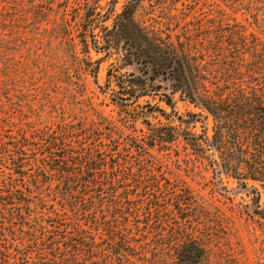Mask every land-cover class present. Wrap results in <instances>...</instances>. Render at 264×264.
<instances>
[{
    "label": "trees",
    "instance_id": "trees-1",
    "mask_svg": "<svg viewBox=\"0 0 264 264\" xmlns=\"http://www.w3.org/2000/svg\"><path fill=\"white\" fill-rule=\"evenodd\" d=\"M27 1L24 9L18 0H0V26L9 16L8 29L17 25L23 11L35 16V1ZM134 9L135 0L128 1L109 30L121 45L82 39L79 46L85 54L114 47L123 66H137V74L114 81L109 98L120 109L163 96L166 123H145L141 137L120 112L109 118L82 104L59 112L42 89L35 108L25 81L0 75V264H227L207 224L218 219L205 199L165 176L151 152L173 144L210 171L213 187L227 176L255 194L254 210L264 217L256 211L264 189V42L219 16L201 45L188 26L174 43L148 35ZM88 59L97 84L101 58ZM159 79L168 92L161 93ZM177 93L212 119L210 136L205 125L194 130L205 124L200 114L177 116ZM11 110L18 119H9Z\"/></svg>",
    "mask_w": 264,
    "mask_h": 264
},
{
    "label": "rangeland",
    "instance_id": "rangeland-1",
    "mask_svg": "<svg viewBox=\"0 0 264 264\" xmlns=\"http://www.w3.org/2000/svg\"><path fill=\"white\" fill-rule=\"evenodd\" d=\"M18 1L24 9L28 8L27 0ZM34 1L35 16L28 10L23 11L17 25L8 29L11 25L9 16V20L0 26L1 77L4 74L12 77L13 73V79L18 83L25 81L31 99H35L42 89L40 93H46L59 112L81 104L109 118H116L120 112L132 135L137 137H141V130L146 129L145 123L151 126L166 123L159 109L166 112L170 109L161 101V94L135 99L125 109L111 102L109 95L116 89L114 81L123 73L137 74L135 64L123 66L121 54L114 47L98 54L93 50L88 54L80 51L79 45H85L81 43L82 39H86L87 45L122 44L109 34V30L130 0ZM263 3L264 0H135L133 17L148 35L153 32L174 43L184 40L183 31L188 26L195 36L192 40L197 41L195 45H201L206 26L211 28L216 18L224 16L231 24L243 25L250 40V34H253L264 42V13L260 11ZM88 57L92 61L101 58L97 64V84L86 70ZM157 82L163 87L161 93L168 92L167 82L160 79ZM173 97L177 116L186 118L188 113L200 114L206 119L205 124L203 119L194 130L201 133L205 125L210 136L212 119L178 93ZM39 104L35 99L33 106L38 108ZM44 109L42 118L45 119L50 107L46 104ZM18 115L11 110L8 117L16 120ZM151 152L160 161L165 176L184 181L193 194L205 199L212 217L218 219H211L213 222L207 224L227 264H264V217L254 210L255 194L240 189L236 181L227 176H221V184L213 187L210 171L197 163L193 166L182 144H173L164 152ZM258 190L256 211L264 212V189Z\"/></svg>",
    "mask_w": 264,
    "mask_h": 264
}]
</instances>
